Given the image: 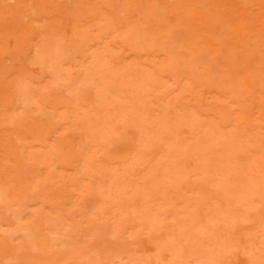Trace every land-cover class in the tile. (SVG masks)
<instances>
[{
    "label": "rangeland",
    "instance_id": "374dc122",
    "mask_svg": "<svg viewBox=\"0 0 264 264\" xmlns=\"http://www.w3.org/2000/svg\"><path fill=\"white\" fill-rule=\"evenodd\" d=\"M0 264H264V0H0Z\"/></svg>",
    "mask_w": 264,
    "mask_h": 264
},
{
    "label": "bare ground",
    "instance_id": "6f19581e",
    "mask_svg": "<svg viewBox=\"0 0 264 264\" xmlns=\"http://www.w3.org/2000/svg\"><path fill=\"white\" fill-rule=\"evenodd\" d=\"M166 1H168V0H166ZM203 1V0H202ZM161 3V2H160ZM197 3V1L196 2H194V5ZM190 13V12H189ZM203 19H205V23H206V18H205V16L203 15V17H202ZM202 19V20H203ZM217 18H213V21H215ZM157 31L156 30H154L152 33H156ZM27 197V196H26Z\"/></svg>",
    "mask_w": 264,
    "mask_h": 264
}]
</instances>
